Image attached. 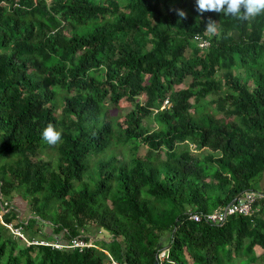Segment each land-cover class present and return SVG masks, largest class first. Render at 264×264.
I'll return each instance as SVG.
<instances>
[{
  "label": "trees",
  "instance_id": "obj_1",
  "mask_svg": "<svg viewBox=\"0 0 264 264\" xmlns=\"http://www.w3.org/2000/svg\"><path fill=\"white\" fill-rule=\"evenodd\" d=\"M249 190L264 193V13L0 0V264H264V197L252 216L191 218ZM80 235L96 246L40 243Z\"/></svg>",
  "mask_w": 264,
  "mask_h": 264
},
{
  "label": "built area",
  "instance_id": "obj_2",
  "mask_svg": "<svg viewBox=\"0 0 264 264\" xmlns=\"http://www.w3.org/2000/svg\"><path fill=\"white\" fill-rule=\"evenodd\" d=\"M195 41L197 42L198 46L201 48H208L211 42L201 36L196 35ZM264 197L263 192L249 190L242 195L238 196L234 199L231 203L225 206H220L214 211L209 213H195L191 216L196 221H201L205 219L206 221L212 224H220L224 222L229 216L232 215H244V216H252L259 213L262 210V207L258 204V200ZM1 217V216H0ZM2 218V217H1ZM17 235H20L25 238L23 231L21 228H14L13 224L8 225ZM101 234V231L99 232ZM26 239V238H25ZM97 236H92L90 239H85L84 237L77 236L76 238L72 239L69 243H61V242H49L47 240H41L40 243L43 244H52L54 247L63 249V248H78L80 251L84 250L85 248L96 246ZM28 241V240H27ZM38 243L39 241H34ZM109 254V253H108ZM165 252H163V256ZM106 264H125L113 256L109 254V260Z\"/></svg>",
  "mask_w": 264,
  "mask_h": 264
},
{
  "label": "clouds",
  "instance_id": "obj_3",
  "mask_svg": "<svg viewBox=\"0 0 264 264\" xmlns=\"http://www.w3.org/2000/svg\"><path fill=\"white\" fill-rule=\"evenodd\" d=\"M196 10L201 14L205 12L223 13L225 16L244 22L264 13V0H196ZM174 11L181 19L187 16V13L181 9ZM216 31L217 23L209 19L205 32L215 34ZM41 136L49 145H56L61 140V132L56 130L52 124L43 129Z\"/></svg>",
  "mask_w": 264,
  "mask_h": 264
},
{
  "label": "rangeland",
  "instance_id": "obj_4",
  "mask_svg": "<svg viewBox=\"0 0 264 264\" xmlns=\"http://www.w3.org/2000/svg\"><path fill=\"white\" fill-rule=\"evenodd\" d=\"M122 106H128V102H123L122 103ZM113 113L116 114L117 113V110H113ZM147 123H149L152 127H157V122L153 119V117H149L147 119ZM192 147V150L193 152H196L197 153V150L195 149L194 146H191ZM146 150H147V147L146 146H142L139 153L140 154H144L146 153ZM49 154L52 155V156H56L57 155V149L56 148H51L50 151H49ZM43 156V155H42ZM260 192V191H259ZM27 207V206H26ZM25 209V207H24ZM27 209V208H26ZM26 209L24 210V213L20 215V217L24 218L25 216H28L27 212H26ZM2 214L3 212H0V216L2 217ZM48 231H51L50 228H48ZM25 235V234H24ZM26 238V237H25ZM28 239L26 238V241ZM29 242V241H27ZM162 256H163V253H162Z\"/></svg>",
  "mask_w": 264,
  "mask_h": 264
}]
</instances>
